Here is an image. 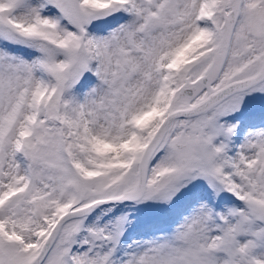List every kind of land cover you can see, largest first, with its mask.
<instances>
[{"label": "snow or ice", "instance_id": "obj_1", "mask_svg": "<svg viewBox=\"0 0 264 264\" xmlns=\"http://www.w3.org/2000/svg\"><path fill=\"white\" fill-rule=\"evenodd\" d=\"M0 264H264V0H0Z\"/></svg>", "mask_w": 264, "mask_h": 264}]
</instances>
